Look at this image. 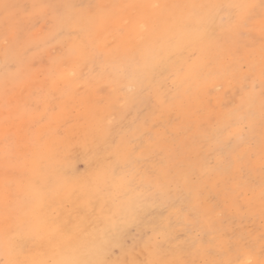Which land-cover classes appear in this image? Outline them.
<instances>
[{
  "label": "bare ground",
  "instance_id": "1",
  "mask_svg": "<svg viewBox=\"0 0 264 264\" xmlns=\"http://www.w3.org/2000/svg\"><path fill=\"white\" fill-rule=\"evenodd\" d=\"M255 2L186 0L185 4H243L253 6L252 11ZM223 11L229 17L234 10H212L195 26L200 35L185 38L179 46L170 47L165 41L155 38L156 43L151 45L148 42L150 44L145 50L147 54L144 62L137 63L133 73L127 68L121 71L124 81H132L135 91L124 101L123 111L112 122L103 124L107 114L106 105L93 101L95 97L91 90L74 93L76 95L71 98L46 101L44 113L49 119L50 116L55 118L60 134L54 138L51 146L47 141V153L43 156L51 157L47 161L48 172L56 176L62 186L60 196L50 200L47 210L58 218L65 231L79 226L82 230L80 239L84 241L85 247L94 251L93 258L104 260L107 264H123L131 259L147 261L152 258V247L158 241H164L160 253L162 258L187 261L189 264H202L205 260L224 264L236 259L239 255L238 242L251 249L258 264L264 260V249L261 247L264 243V214L260 198L261 184L264 183V169L260 161L264 153L261 97L252 93L233 110L216 113L215 123L206 125L211 112L205 103L209 87L226 80L238 83L243 65L249 74L251 72L259 77L261 47L252 52L242 50L236 53L233 42H226L227 29L219 24V14ZM129 41L128 45L131 46L134 42ZM193 64L200 65L195 74L188 71ZM88 69V73L84 74L87 79L91 74L97 76V70L100 71L101 67L89 66ZM24 97L27 98L26 95ZM142 98L146 99L148 105L144 118L138 123L133 117L126 124L127 128H121L124 114ZM53 109L57 112H52ZM35 111L33 117H43L38 112L39 108ZM24 124L27 128L31 126H28L29 121L23 123V127ZM244 127L248 130V141L236 148L231 156L232 166L215 172L211 164L221 165L222 160L216 157L210 163L207 159L208 154H213L212 144L221 139L228 140V131L238 130L232 137L234 141L237 140ZM7 129L4 131L8 132ZM149 131L154 136L151 144L141 137ZM16 134L18 137L21 133ZM25 137L28 138L27 135ZM0 138V158H5V135ZM24 141L27 142L26 139ZM41 146L38 150L43 148ZM177 147L185 155L179 166L172 164L163 168L158 164L155 166L153 163V166L145 163L152 160L153 152L169 155ZM250 152L257 153L256 161L248 159ZM78 153L85 165V171L81 174H76L73 169L74 156ZM118 154L121 157L119 160ZM112 167L127 176L128 186L121 189L111 186L109 181L103 193L92 194V185L101 169ZM192 172L196 175L194 181L190 177ZM149 191L161 198L169 192L179 196L183 192L190 201V208L194 210L198 229L210 234L209 242L200 241L193 248L183 245L174 237V231L186 222L176 207H170L165 215L156 216L140 227L136 236L127 238V230L135 215L148 210L151 205L147 199ZM239 197H242V207L237 202ZM116 205H120L122 211L117 212ZM244 216H247V221L241 225ZM105 217L113 219L106 221ZM231 218L238 219L235 227L231 225ZM29 248L31 252L27 258L50 257L46 241L29 244Z\"/></svg>",
  "mask_w": 264,
  "mask_h": 264
},
{
  "label": "rangeland",
  "instance_id": "2",
  "mask_svg": "<svg viewBox=\"0 0 264 264\" xmlns=\"http://www.w3.org/2000/svg\"><path fill=\"white\" fill-rule=\"evenodd\" d=\"M185 1L186 0H0V137H4L6 133L12 135V140L6 141L7 146L4 152L15 151V153L22 155L25 150L24 153H30L32 155H46V148H48L46 145L50 142L49 145L51 146L54 138L60 134L55 118L50 116L51 118L49 119L46 113H44L45 103L48 100L71 98L76 95H73L74 93H84L91 90L92 96L95 97L93 101H98L99 104L104 103L106 105L107 114L102 121L103 124L106 125L109 121L112 122L116 115L123 111L124 101L132 96L135 91L132 81H124V78L121 76L122 69L125 70V68H127L129 72L133 73L136 64L144 62V57H146L145 55L147 54L145 50L148 44H150L148 42H151V45L154 42L156 43L154 37H151V35H145V38L140 40L136 36H120L116 34L114 31L116 26L122 25L123 20L132 12L131 9L120 6L146 3H158L163 5L185 4ZM262 3H264V0H256L254 8L251 11L254 17L252 22L249 23L247 27L237 31L229 30V17L225 11L219 14V24L227 29L225 36L226 42L235 43H232V45H235L234 49L237 51L236 53L242 50L252 52L264 46V31H262V27H264V25H262L264 8H262ZM5 4L12 7L6 11L4 8ZM33 4L76 6L73 8H66L64 11L79 17L80 31L76 33L78 37L76 43L79 44L82 41L83 44L87 46L86 51L82 52L77 49L74 52L72 49L73 42L70 41L67 36L56 35L58 28L54 25L50 16L44 18L36 17L30 21L28 17L25 16V9L27 8L30 10V6ZM10 24H16L22 39L18 42L10 40L9 44L6 46L3 40V34ZM33 24H35V26H33ZM128 40H130V43L133 41L134 45L131 44V46H129ZM121 42L124 44H121ZM105 44H110V46H106ZM137 50H140L142 53ZM93 53H98V55H93ZM113 58L114 60H112ZM260 61L261 55L258 60L259 69L261 65ZM89 66L91 68L100 66L101 70H97V76L93 77L91 74V77L87 79L84 77V74L86 72L88 73ZM68 68H73L77 74L70 87L67 85V81L64 82L65 80L60 79L61 75L65 74ZM241 68L242 72L238 83H234L231 80H229L231 82H227L226 80L225 82L208 88L205 103L208 110L211 112L206 120V125L207 123H215L216 113H226L233 110L238 104L244 102L246 97L252 93H256L261 97L260 78L257 75H250L245 65ZM246 76L249 77L247 80L244 79ZM242 86L247 89V93L241 91ZM25 95L27 98L24 97ZM242 97H244L243 100ZM216 99H218V102H216ZM25 101L28 103H25ZM221 101L223 103H221ZM38 108V112L42 114L43 119L33 117L36 112L35 110ZM147 109L148 105L146 99L142 98L140 101L135 102L131 106V109L124 114L120 127L123 129L127 128L126 124L133 117L138 123L139 121L141 122ZM52 112L57 111L53 109ZM71 113L72 115L74 114L73 111H71ZM32 117L34 119H32ZM27 121L30 123L28 126H31L27 128V125L24 124L23 127L22 124ZM3 126L4 128L2 129ZM9 127H11L10 130ZM6 129L9 131L5 132ZM17 132L19 134L21 133L18 137L16 136ZM25 135H27L28 138H26ZM247 135L248 130L244 127L241 136L237 140L221 139L219 142L212 144L214 145L213 154L212 156L208 154L207 159L210 163H212L213 159L216 157L222 160L221 165L213 166V164H211L215 172L224 171L232 166L231 156L242 142L248 141L246 138ZM141 137L142 140L150 144L154 142V136L150 131L143 133ZM24 139H26L27 142L24 141ZM11 141L13 143L10 145ZM22 143H25L28 147ZM40 146L43 148L38 150ZM177 148L169 155L157 151L153 152L154 157L152 160L146 161L145 163L151 165L154 163L155 166L158 164L163 168L172 164L174 166H179L185 155L180 148ZM5 153L3 156H5ZM205 155H207V153H205ZM257 157L258 155L256 152H250L248 159L252 162L256 161ZM144 158L145 157H143V159ZM188 160L192 162L191 159ZM260 161H262V158ZM142 164L144 165L143 162ZM142 164L140 163V168ZM143 168L142 166V170ZM73 169L76 174H81L85 171V165L79 153L74 156ZM194 174L195 173L192 172L190 175L193 181L196 177ZM9 178L14 179L15 177L10 176ZM4 180L5 160L1 157L0 190L3 188ZM252 183H254V181H252ZM181 193L179 196L178 194L174 195L169 192L168 195L161 198L153 191H149L147 193L149 196L147 199H149L148 203L151 205L148 210H142L135 215L132 224L127 230V238L136 236L140 227L148 221L153 220L156 216L165 215L170 207H176L183 215L184 219H186V222L174 231V237L187 247L196 248L200 241L208 243L210 234L198 229L197 220L194 218V210L190 208V201L183 192ZM241 201L242 197H239L237 202H239L238 204L240 207H242ZM230 221L233 227L238 223V219L235 218H231ZM242 221L244 222L241 223V225H244L247 221V216H244ZM2 228L3 220L0 218V230H2ZM1 252L2 251H0V260L7 259V257H4L3 252Z\"/></svg>",
  "mask_w": 264,
  "mask_h": 264
},
{
  "label": "snow or ice",
  "instance_id": "3",
  "mask_svg": "<svg viewBox=\"0 0 264 264\" xmlns=\"http://www.w3.org/2000/svg\"><path fill=\"white\" fill-rule=\"evenodd\" d=\"M10 5L5 4L7 11ZM74 5L50 6L46 4H33L25 9V16L31 21L36 17L50 16L54 25L58 28L56 35L67 36L72 41V49L86 51V45L81 41L76 43V33L80 31L79 17L64 11ZM131 9L132 12L123 20L122 25H117L114 31L120 36H136L140 40L145 35H151L157 40L165 41L170 47L179 46L185 38L198 37L200 33L195 28L212 10L223 8L233 9L229 14L230 31L245 28L253 20L251 5L229 4H172L158 3L127 4L120 6ZM264 8V3H262ZM50 9V11H49ZM264 25V15H262ZM35 26V24H33ZM264 31V27H262ZM21 39L16 24H10L3 34V40L7 46L11 41L18 42ZM107 46V45H106ZM98 55V53H93ZM194 55V54H193ZM191 58V57H190ZM200 65H190L188 71L195 74ZM76 71L68 68L60 79L66 80L70 87L76 78ZM251 75V72H250ZM249 77H244L247 80ZM261 83V108L264 111V46L261 48V65L259 69ZM241 91L247 93L243 86ZM244 97H242V100ZM251 99V97H249ZM238 131V130H237ZM237 131H228V139L231 140ZM5 140L10 141V134H5ZM120 154L117 155L119 160ZM126 159V156L124 157ZM5 180L0 190V218L3 220V228L0 230V251L7 257L0 260V264H107L106 261L93 258L95 253L85 247L80 239L81 229L74 226L71 231H65L57 217L48 212V205L52 198H58L62 186L58 178L48 172L47 161L50 156H35L30 153L23 155L13 151L5 153ZM262 169H264V153H262ZM10 176L15 177L9 178ZM126 188L128 178L118 172L116 167L101 169L94 181L91 192L99 195L104 192L106 186ZM260 198L262 214H264V183L261 184ZM116 211H122L120 205H116ZM106 221L113 217H105ZM46 241L50 249L49 258H27L31 252L29 244ZM164 241H158L152 247V258L147 261L131 259L123 264H189L182 260H168L160 256ZM264 249V243L261 245ZM239 255L236 259L228 260L224 264H258L253 258L251 249L242 242H238ZM194 264V262H193ZM202 264H217L215 261H203ZM264 264V260L259 261Z\"/></svg>",
  "mask_w": 264,
  "mask_h": 264
}]
</instances>
